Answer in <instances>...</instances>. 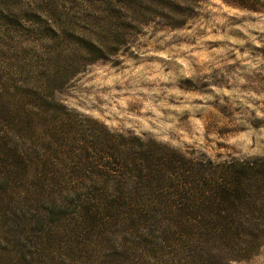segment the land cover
I'll use <instances>...</instances> for the list:
<instances>
[{"label":"trees","instance_id":"16d2710c","mask_svg":"<svg viewBox=\"0 0 264 264\" xmlns=\"http://www.w3.org/2000/svg\"><path fill=\"white\" fill-rule=\"evenodd\" d=\"M167 1L185 21L201 0ZM222 1L252 13L264 6ZM92 61L73 66L66 83ZM37 84L22 90V116L0 128V231L14 264H53L60 248L72 264H237L262 249L264 157L195 156L85 118L99 131L87 129L51 84Z\"/></svg>","mask_w":264,"mask_h":264},{"label":"rangeland","instance_id":"374dc122","mask_svg":"<svg viewBox=\"0 0 264 264\" xmlns=\"http://www.w3.org/2000/svg\"><path fill=\"white\" fill-rule=\"evenodd\" d=\"M189 14L167 0H0V128L22 116L24 86L45 82L87 129L99 131L85 118L195 156L264 157V128L252 127L264 119V6L201 0ZM83 60L94 61L66 83ZM0 236L14 264L12 239ZM65 253L53 264H72ZM237 264H264V246Z\"/></svg>","mask_w":264,"mask_h":264}]
</instances>
